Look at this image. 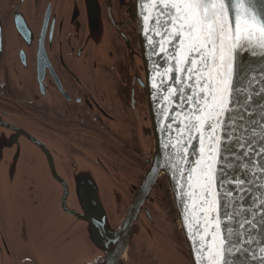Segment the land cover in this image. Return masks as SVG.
<instances>
[{
	"label": "flooded vegetation",
	"instance_id": "flooded-vegetation-1",
	"mask_svg": "<svg viewBox=\"0 0 264 264\" xmlns=\"http://www.w3.org/2000/svg\"><path fill=\"white\" fill-rule=\"evenodd\" d=\"M96 1L101 22L89 24L66 14L73 0H0V115L50 140L68 165H91L115 226L134 207L122 263L159 264L155 250L171 249L190 264L164 177L148 186L154 140L136 0Z\"/></svg>",
	"mask_w": 264,
	"mask_h": 264
},
{
	"label": "water",
	"instance_id": "water-1",
	"mask_svg": "<svg viewBox=\"0 0 264 264\" xmlns=\"http://www.w3.org/2000/svg\"><path fill=\"white\" fill-rule=\"evenodd\" d=\"M152 2L155 0H136L134 14L140 48L139 67L147 89L146 107L154 140V155L148 174V186L157 176L164 177V187L172 200L190 264H209V252L204 251V259H201V253L197 249L203 244L215 250L220 241L228 235L225 226L234 230L229 237L230 243L226 246L236 244L239 249L231 255L225 253L229 264H261L258 258L261 256L260 249L264 247V223L260 221V216L264 211H257L260 207L257 198L264 193V188L260 191L252 189L250 193L252 199L247 202L252 211L248 212L244 201L239 200V196L243 193L233 192L234 199H229L224 195L228 185L223 188L214 187L213 191L219 192V196L208 198H215L218 207L215 212L207 213L211 221L207 225H204L202 219L206 213L200 211L204 194L199 185L193 181L197 195L192 200L181 195L179 185L182 181H179L174 169L171 168L175 162L171 159L173 149L165 145L169 142L173 144L177 142L179 139L177 129L183 128L187 121L183 113L177 115L180 112L178 108L176 112L172 111L175 107L174 103L163 99L168 92L162 89L172 86L170 77L173 73H166V70L169 67L174 69L175 61L162 53L159 46L154 49V44L162 38L149 31L153 21L145 19L149 14L155 15V11L149 7ZM73 7V11L70 12L68 5L66 14H81L89 24L101 22L96 0H73ZM79 7L82 8L81 11ZM165 47L171 51L168 45ZM253 77L256 81L250 87ZM233 80L235 87L241 89V92L237 93L241 102L235 106L239 111L232 113L236 118L234 127L237 128L234 135L241 139L251 138L253 146L258 148L261 128L264 126V91H262L264 58L245 54L242 51L235 54ZM246 97L251 99L245 102ZM165 107L169 109L168 116L176 118L172 129L167 127L172 121L165 118L163 113ZM226 115L222 119L226 118ZM240 115H243V120L239 119ZM229 126L231 122L217 128L216 131V135L221 139L220 154L225 158V162L232 159L231 154L224 147V131ZM242 129H248L247 133H243ZM252 129H255V134ZM193 134L197 135L194 131ZM203 134L204 146L207 149L209 145L207 123ZM41 137L23 121L18 122L16 118L0 115V264H16L14 255L28 256L31 264H78L93 261L103 255H105L103 264H135L129 260L125 263L121 261L131 236L133 224L131 214L134 207L120 225L115 226L103 202L102 189L95 169L91 165H68L65 163L63 153L52 148L56 145L47 138ZM184 138L187 139V132ZM191 143L196 145V150L193 152L191 148L189 149L192 153L190 159L197 160L200 158L199 140H193ZM204 155H208L207 151ZM226 171L231 172L232 169L226 168ZM234 183L233 181V185ZM256 183L260 184L264 181L257 180ZM184 191L189 190L185 188ZM193 203L196 206L194 213L190 211ZM237 211L245 213L249 219L252 218V212H256L254 221L256 226L248 237L251 243L243 246L238 241L243 240L244 237L237 233H245L247 225L240 228L237 220H242L244 217L229 221L224 215L225 212L234 215ZM195 218H201V225L206 228V231L200 232V235L204 236L203 241L200 235L193 237L196 229L191 221ZM217 221L221 222L219 231L216 229ZM253 253L256 259L253 258ZM154 254L159 264H189L171 249L167 251L156 249ZM170 255L173 256L169 257Z\"/></svg>",
	"mask_w": 264,
	"mask_h": 264
},
{
	"label": "snow or ice",
	"instance_id": "snow-or-ice-1",
	"mask_svg": "<svg viewBox=\"0 0 264 264\" xmlns=\"http://www.w3.org/2000/svg\"><path fill=\"white\" fill-rule=\"evenodd\" d=\"M149 7L155 11L154 16L149 14L145 17L146 20L153 21L149 31L162 38L154 44V49L159 46L162 53L175 61V68L169 67L166 70V73H173L170 77L172 86L162 89L168 92L163 99L174 103L172 111L176 112L178 108L180 112L177 115L183 113L187 121L183 128L177 129V142L165 145L173 149L171 159L175 162L171 168L179 181H182L179 185L181 195L192 200L197 195L193 181L199 185L204 194L200 208L202 213H206L202 217L204 225L211 222L207 213L217 210V200L208 198L219 196V192L213 191L217 186L223 188L228 185L224 195L229 199H234L233 192L243 193L239 200H243L247 211L251 212V206L247 205V202L252 199V189L260 191L264 188V183H256L257 180L264 181V126L261 128L258 148L253 146L251 138L241 139L234 135L237 128L234 127L236 118L232 113L239 111L235 106L241 102L237 96L241 89L235 87L233 80L234 58L235 54L241 51L264 58V0H155ZM165 45H168L171 51ZM255 81L256 78L253 77L249 86ZM248 99L251 98L246 97L245 102ZM168 111L167 107L163 109L165 118L172 121L167 127L172 129L176 118L169 117ZM225 114L226 118L222 119ZM239 119L243 120V115H240ZM228 122H231V126L224 131V147L232 159L225 162V158L220 154L221 139L216 135V131ZM205 123L209 129L207 149L204 146L203 134ZM193 131L197 135H194ZM247 131L248 129H242L245 134ZM252 131L255 134V129ZM193 140H199L200 158L197 160L190 159L192 153L189 149L193 152L196 150V145L191 143ZM205 151L207 156L204 155ZM226 168H231L232 171L228 172ZM185 188L189 191L185 192ZM257 199L260 201L257 211H264V193ZM190 211H196L195 203ZM224 215L229 221L244 217L237 220L240 228L247 225L245 233H237L244 237L238 243L241 246L251 243L248 237L256 226V212H252L251 219L240 211L234 215L225 212ZM260 221L264 223V214L260 216ZM191 223L196 229L193 237L200 235L202 230L206 231L201 225V218H195ZM220 227L221 222L217 221V231ZM225 231L228 235L220 241L215 250L203 244L197 249L201 253V259H204V251H208L209 264H229L225 253L231 255L239 249L236 244L226 246L230 243L229 237L234 230L225 226ZM200 239L203 241L204 236L200 235ZM260 251L261 256L258 259L264 264V247ZM253 258H257L255 253Z\"/></svg>",
	"mask_w": 264,
	"mask_h": 264
}]
</instances>
